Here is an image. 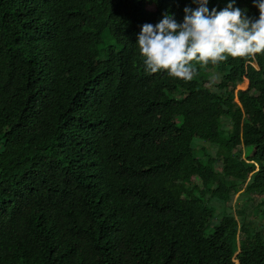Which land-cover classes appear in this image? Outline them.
Returning <instances> with one entry per match:
<instances>
[{
	"label": "trees",
	"instance_id": "trees-1",
	"mask_svg": "<svg viewBox=\"0 0 264 264\" xmlns=\"http://www.w3.org/2000/svg\"><path fill=\"white\" fill-rule=\"evenodd\" d=\"M185 7L0 0V264H264V231L226 215L207 232L237 181L264 196V55L146 72L142 26Z\"/></svg>",
	"mask_w": 264,
	"mask_h": 264
},
{
	"label": "clouds",
	"instance_id": "clouds-1",
	"mask_svg": "<svg viewBox=\"0 0 264 264\" xmlns=\"http://www.w3.org/2000/svg\"><path fill=\"white\" fill-rule=\"evenodd\" d=\"M193 10L185 7L184 20L165 12L155 25L145 23L138 34L137 45L145 71H166L174 78L191 81L195 75L193 62L215 65L233 59H244L256 67V57L264 55V0H253L259 17H249L245 10L227 7L217 11L207 7L209 0H192Z\"/></svg>",
	"mask_w": 264,
	"mask_h": 264
},
{
	"label": "rangeland",
	"instance_id": "rangeland-1",
	"mask_svg": "<svg viewBox=\"0 0 264 264\" xmlns=\"http://www.w3.org/2000/svg\"><path fill=\"white\" fill-rule=\"evenodd\" d=\"M113 42V40H112ZM220 74L214 71L209 73V86H216L220 82ZM202 80L201 78H198ZM245 83H240V87H244ZM230 120L224 118V127H229ZM193 146L197 150L203 148L206 153L215 157L217 148L208 144L205 141L195 140ZM246 152L249 148L245 149ZM217 167L221 168V162L217 161ZM250 182L247 180L245 182L237 181V188L232 190L231 197L228 201H223L221 199H212V205L215 207L214 218L211 220L210 225L207 228V232L213 231L212 227L214 223L220 222L226 215H235L241 222L245 224L246 228H249L250 232L254 234L256 231H264V216L259 212L257 203H260L264 196L261 194H250L244 191L246 185Z\"/></svg>",
	"mask_w": 264,
	"mask_h": 264
}]
</instances>
